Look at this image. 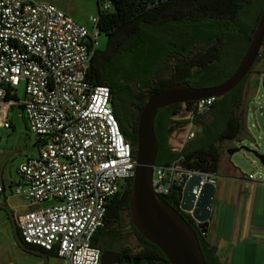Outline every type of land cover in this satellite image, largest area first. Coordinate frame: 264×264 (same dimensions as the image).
<instances>
[{
	"label": "built area",
	"instance_id": "1",
	"mask_svg": "<svg viewBox=\"0 0 264 264\" xmlns=\"http://www.w3.org/2000/svg\"><path fill=\"white\" fill-rule=\"evenodd\" d=\"M110 7L109 0L101 5ZM88 22L83 25L42 0H0V129L11 127L9 113L20 107L38 143L37 155L16 169L21 183L14 193L30 202L15 217L17 231L24 243L68 264L100 263L102 250L93 236L110 198L132 179L135 168L133 145L119 129L110 88L87 77L100 34L98 15ZM21 82L24 98L19 100L15 89ZM216 98L194 101L196 112H206ZM194 127L191 121L185 125L173 151L180 152L194 137ZM182 163L178 154L153 165L151 185L157 194L169 196L175 192L172 185L193 174L201 176L199 185L216 182V174ZM4 190L0 186L1 197Z\"/></svg>",
	"mask_w": 264,
	"mask_h": 264
},
{
	"label": "trees",
	"instance_id": "2",
	"mask_svg": "<svg viewBox=\"0 0 264 264\" xmlns=\"http://www.w3.org/2000/svg\"><path fill=\"white\" fill-rule=\"evenodd\" d=\"M100 1L96 0L98 26L100 33L106 35V44L96 48L87 77L94 84L110 88L113 114L121 133L132 145L136 141L139 112L150 95L175 82H187L194 87L216 85L233 73L263 5L262 0H109L111 7L102 10L105 0ZM261 52L262 49L254 63L262 57ZM253 66L241 82L216 98L204 113L196 112L194 101L158 109L153 121L157 141L155 164L169 163L181 154L184 167L217 174L226 148L223 143L244 131L245 81ZM181 109L184 115H180ZM189 121L199 127V133L180 152L173 151L170 135L181 132ZM130 194L128 180L107 204L103 225L92 239L102 251H113ZM163 198L194 227L206 263L221 264L195 221L179 210L176 193ZM138 239L140 248L133 256L139 258V264H170L158 247L141 235ZM125 250L129 255L131 250Z\"/></svg>",
	"mask_w": 264,
	"mask_h": 264
},
{
	"label": "water",
	"instance_id": "3",
	"mask_svg": "<svg viewBox=\"0 0 264 264\" xmlns=\"http://www.w3.org/2000/svg\"><path fill=\"white\" fill-rule=\"evenodd\" d=\"M262 10L249 43L233 73L224 81L212 86L194 87L187 82L172 83L150 95L142 106L136 124L133 145L135 168L131 179V194L128 211L131 223L137 233L160 249L170 264H207L198 244L197 234L181 213L157 194L151 185L152 167L157 154V141L153 121L158 109L175 103L197 101L210 96L221 97L229 92L249 73L264 40V0ZM264 100V75L261 79ZM264 130V108L262 111ZM264 145V142H263ZM241 147H231L227 153L238 151ZM264 166V151H252ZM201 176L191 175L182 184L172 185L179 210L190 213L199 232L205 236L215 191L214 183L199 185ZM8 216L11 234L15 244L21 249L36 254L47 264L48 255L41 249L27 246L17 231L13 212L4 202H0ZM119 263L112 251H102L99 264Z\"/></svg>",
	"mask_w": 264,
	"mask_h": 264
},
{
	"label": "rangeland",
	"instance_id": "4",
	"mask_svg": "<svg viewBox=\"0 0 264 264\" xmlns=\"http://www.w3.org/2000/svg\"><path fill=\"white\" fill-rule=\"evenodd\" d=\"M52 3L62 9L72 18L80 23H84L86 17L97 14L96 0H42ZM104 0H101L103 2ZM87 26V25H86ZM98 48H103L106 44V35L100 33L97 37ZM262 48V47H261ZM262 73L257 77V71ZM264 68L262 59L254 63L253 71L249 74V85L245 89L243 97V115L245 117V127L241 135L232 141L223 143V151L220 158V165L217 173L220 176L229 175L223 172V164L229 161L239 168L242 175L252 174L256 180H262L264 166L253 154V150L264 151V130L262 111L264 108L263 87L261 84ZM15 96L22 100L24 98V85L21 82L15 89ZM183 114V109L180 110ZM11 127L9 129H0V186L4 187V197L0 196V202H4L13 212L14 218L19 212H22L30 205L29 200L23 196L14 193V187L21 183L16 169L18 165L27 157L37 155L36 137L28 131L27 123L23 117L20 107H13L9 113ZM199 133V127H194ZM181 137V132L175 131L170 135L169 143L173 147ZM240 148L231 154L227 149L231 147ZM241 176V175H240ZM5 200V201H4ZM45 204V203H42ZM126 218V217H125ZM124 218V221H125ZM123 226V223H122ZM122 244L131 251L138 250L139 243L137 239L129 235L128 232H121L114 246ZM43 259L33 253L27 252L18 247L12 237L10 223L5 212L0 209V264H42ZM47 264H68L62 258L57 256H48Z\"/></svg>",
	"mask_w": 264,
	"mask_h": 264
},
{
	"label": "crops",
	"instance_id": "5",
	"mask_svg": "<svg viewBox=\"0 0 264 264\" xmlns=\"http://www.w3.org/2000/svg\"><path fill=\"white\" fill-rule=\"evenodd\" d=\"M88 17L81 24L88 26ZM261 49L264 68V46ZM35 145L38 147L37 139ZM222 166L229 175L216 174L203 237L221 264H264V183L242 175L229 161Z\"/></svg>",
	"mask_w": 264,
	"mask_h": 264
},
{
	"label": "flooded vegetation",
	"instance_id": "6",
	"mask_svg": "<svg viewBox=\"0 0 264 264\" xmlns=\"http://www.w3.org/2000/svg\"><path fill=\"white\" fill-rule=\"evenodd\" d=\"M257 75H258V73H257ZM248 77H249V75H248ZM245 83H246V86H245V89H246V87L249 85L248 78L246 79ZM5 214L7 216L6 212H5ZM7 219H8V216H7ZM120 230H121V232L122 231L128 232L129 235L134 236L137 239V241L139 243V247H140V240L138 239L139 234L137 233L136 229L133 227V225L131 223L129 211H126V218H125V221L123 220V226L121 225ZM125 248H127V247L123 246L122 244H118L116 246H113L112 252L117 254V256L119 258V262L123 263V264H139V258L133 256L134 251H131L129 253V255H126Z\"/></svg>",
	"mask_w": 264,
	"mask_h": 264
}]
</instances>
